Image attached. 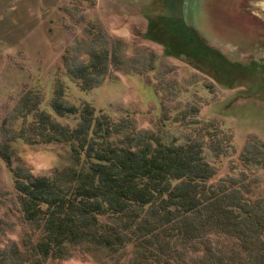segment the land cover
Listing matches in <instances>:
<instances>
[{
    "label": "trees",
    "instance_id": "16d2710c",
    "mask_svg": "<svg viewBox=\"0 0 264 264\" xmlns=\"http://www.w3.org/2000/svg\"><path fill=\"white\" fill-rule=\"evenodd\" d=\"M108 37L96 43L100 49H77L86 59L64 58L65 75L83 91L112 71L143 75L154 68L144 60L127 65ZM62 89L55 86L48 106L56 116H76L74 125L40 110L38 93L25 94L16 118L27 124L0 148L8 167L14 140L69 148L48 176L9 169L24 219L35 228L22 253L13 249L18 264H61L80 245L110 251L114 264H264V189L256 190L248 174L264 169V141L249 135L240 167L214 180L216 163L234 153L232 136L220 120L198 117L200 102L179 109L167 89L161 117L144 129L126 111L116 118L89 104L66 106Z\"/></svg>",
    "mask_w": 264,
    "mask_h": 264
},
{
    "label": "rangeland",
    "instance_id": "374dc122",
    "mask_svg": "<svg viewBox=\"0 0 264 264\" xmlns=\"http://www.w3.org/2000/svg\"><path fill=\"white\" fill-rule=\"evenodd\" d=\"M107 35L113 36L109 45L122 48L126 64L144 60L154 68L143 75L112 71L99 86L83 91L64 73L67 57L86 59L81 52L100 49L96 43ZM59 83L64 105L89 104L116 118L126 111L144 129L161 117L167 89L179 109L200 102L198 117L220 120L232 136L234 153L216 163L214 180L224 177L227 168L240 167L249 135L264 141V0H0V148L27 124L16 118L25 94L38 93L40 110L58 123H76V116H56L48 106ZM7 144L10 167L0 158V264H18L13 249L22 253L35 228L24 219L9 169L48 176L69 148L23 140ZM248 174L256 190L264 189V169ZM84 247L74 246L73 256L61 264H114L110 251Z\"/></svg>",
    "mask_w": 264,
    "mask_h": 264
}]
</instances>
